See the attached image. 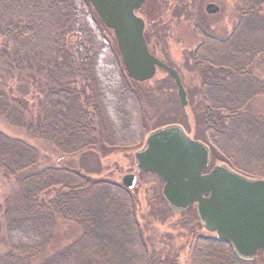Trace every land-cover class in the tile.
<instances>
[{"label": "trees", "instance_id": "trees-1", "mask_svg": "<svg viewBox=\"0 0 264 264\" xmlns=\"http://www.w3.org/2000/svg\"><path fill=\"white\" fill-rule=\"evenodd\" d=\"M7 1L10 12L25 14L5 19L0 12V36L6 43L0 48V74L18 84L22 76L31 77L41 94L30 103L25 85L22 94L0 89V120L19 133L0 129V176L13 185L0 202V242L5 247L0 264H164L147 250L131 190L83 171L79 163L72 166L73 159L87 153L105 156L138 146L147 130L142 82L127 78L118 50L110 46L86 0H35L34 16L29 14L32 0L20 1L18 8ZM236 2L239 19L225 38L215 37L202 23L193 30L201 41L190 59L199 71L205 101L197 117L204 136L198 133L196 139H204L209 152L218 136L235 130L264 134V107L255 113L251 105L255 96L264 97V78L251 72L256 57L264 55V0ZM46 4L56 9L63 28L59 41L38 53L31 45L40 40L36 19L51 11ZM154 36L144 31L151 52ZM33 72L43 73L38 83ZM172 123L186 131L182 122ZM30 141L47 143L59 156L42 165L44 156ZM59 222L80 233L54 249ZM193 246L192 264L246 262L214 236H196Z\"/></svg>", "mask_w": 264, "mask_h": 264}, {"label": "rangeland", "instance_id": "rangeland-1", "mask_svg": "<svg viewBox=\"0 0 264 264\" xmlns=\"http://www.w3.org/2000/svg\"><path fill=\"white\" fill-rule=\"evenodd\" d=\"M20 1L23 2V0H12V3L16 4V8H18L21 4ZM207 3L216 4L219 8L218 12L212 15L205 13L204 5ZM9 4L7 0H0V12H5V19H17L20 15L25 14L24 10L21 13L18 10L10 12ZM36 4L38 2L35 0L31 1L29 14L33 16L36 12L33 7ZM49 6L46 4L45 9ZM49 10L51 11H46L41 18L36 19L35 25L40 40L39 43L35 41L31 48H35L38 53H41V48L44 47L42 48L44 50L54 39L59 41L63 28L61 18L55 13L56 9L54 12L49 7ZM136 13L144 19L145 30L155 33L151 39L152 52L160 59H167L168 64L178 72L186 91L187 104L184 108L179 106L176 87L172 79L163 70L157 69L150 80L139 85L146 96L142 100V108L147 130L142 133L143 138L138 146L131 149H116L105 156H101L97 152L87 153L82 158L73 159L72 166L79 163L83 171L100 174L101 177L115 183H120L124 174L133 173L136 181L133 188L129 190L135 200L136 218L148 252L151 256L153 254L154 259L160 260L164 264H192L191 253L194 248V238L196 236L203 239L212 238L214 235L198 225L194 206L181 212H175L166 207L165 201L162 200L163 197L161 198L162 182L152 173L137 172L133 153L143 145L147 131L174 121L182 122L187 134L193 139L198 137V133L203 132L201 125L197 122V117L205 104L199 92L201 78L198 69L193 66L190 59V52L200 43L201 38L193 30L198 23H202L210 29L215 37L225 38L238 22L239 6L236 0H147ZM101 25L103 24L101 23ZM104 29L103 34L109 40L110 46L117 50L113 32L105 26ZM5 45V40L0 36V48ZM29 53L32 54V51ZM251 72L257 79L264 78V55L256 57ZM1 74L0 89L3 88L8 92L12 88L14 93L22 94L21 89L25 85L27 90L25 98H28L30 103L36 102L41 94V89L33 85L31 77L22 76L23 79H18L19 84L22 85L19 88L16 79H8ZM32 75H35L34 80L38 83L43 73L37 75L33 72ZM251 105L255 113L262 109L264 107L263 95L255 96ZM121 127H123L122 124ZM0 129L9 134H19L5 127L1 120ZM242 131L236 133L235 130L233 134L218 136L211 147L213 150L209 152L207 171L214 165L225 164L244 176L264 179V134H244ZM197 140L199 139L197 138ZM30 142L36 145L41 155L44 156L41 161L42 165L54 163L59 156L47 143ZM12 186L10 182L3 180L0 176V202L12 190ZM50 193L53 195V192ZM79 233L80 230L74 225L68 222H59L55 230L52 248L58 249L64 246L74 240ZM4 248L0 242V251ZM237 264H264V254L258 252L253 259Z\"/></svg>", "mask_w": 264, "mask_h": 264}, {"label": "water", "instance_id": "water-1", "mask_svg": "<svg viewBox=\"0 0 264 264\" xmlns=\"http://www.w3.org/2000/svg\"><path fill=\"white\" fill-rule=\"evenodd\" d=\"M100 22L113 32L120 62L127 78L143 82L162 69L173 80L179 106L187 104L186 91L177 71L153 55L144 38V21L136 14L145 0H86ZM214 3L204 11L215 14ZM137 172H149L162 182L161 195L174 211L195 207L202 228L231 246L241 260L264 254V179L237 173L225 164L209 166V148L190 137L177 123L149 131L133 153ZM133 173L120 183L132 189Z\"/></svg>", "mask_w": 264, "mask_h": 264}, {"label": "flooded vegetation", "instance_id": "flooded-vegetation-1", "mask_svg": "<svg viewBox=\"0 0 264 264\" xmlns=\"http://www.w3.org/2000/svg\"><path fill=\"white\" fill-rule=\"evenodd\" d=\"M146 1H147V0H145V2H146ZM145 2H144V3H145ZM144 3L142 4V6L144 5ZM142 6H141V7H142ZM141 7H140V8H141ZM140 8H139V9H140ZM139 9H138V10H139ZM140 17H141V16H140ZM141 18H142V17H141ZM142 19H143V18H142ZM143 21H144V19H143ZM144 31H145V21H144ZM145 41H146V40H145ZM146 44H147V42H146ZM147 46H148V44H147ZM148 49H149V47H148ZM150 52H151V51H150ZM151 53H152V52H151ZM153 55H155V54L153 53ZM155 56H156V55H155ZM156 57H157V56H156ZM158 58H159V57H158ZM163 61H164V60H163ZM164 62H165V61H164ZM165 63L168 64V62H165ZM174 69H175V68H174ZM175 70H176V69H175ZM177 73H178V72H177Z\"/></svg>", "mask_w": 264, "mask_h": 264}]
</instances>
